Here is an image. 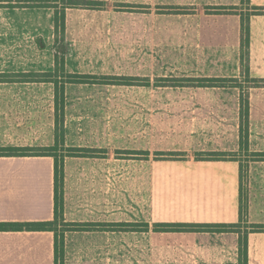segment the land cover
Returning <instances> with one entry per match:
<instances>
[{
    "label": "crops",
    "instance_id": "crops-1",
    "mask_svg": "<svg viewBox=\"0 0 264 264\" xmlns=\"http://www.w3.org/2000/svg\"><path fill=\"white\" fill-rule=\"evenodd\" d=\"M136 1L142 6L136 12L140 39L157 41L163 35L174 39L176 55L184 56L185 64L196 71L189 77L196 79L197 85L192 87L214 90L212 93L216 95L192 99L206 105L204 111H199V118L195 114V119L183 120L177 130L161 129L157 122H152L145 131L139 129L137 151L145 152L146 159L137 160L133 175L135 191L129 192L132 181L127 159L106 152L97 157H64V221L93 225L64 233L63 264H129L126 254L129 233L135 234L138 249L132 264H239L238 232L162 231L154 225L237 223L240 219L249 225L264 224V160L247 162L245 204L241 213V162L231 158L200 160L194 156L198 152L229 153L241 149L264 152V86H253L247 81L264 79V14L248 16L247 75L240 60L241 18L251 7H264V0H249V5L241 4V0ZM160 6L173 11L158 13L155 9ZM219 7L227 10H218ZM229 7L237 8L228 10ZM47 9L39 0H0V16L8 17L14 24L47 23L51 18ZM63 10L66 17L84 10L104 12L106 8L65 7ZM43 42L47 44L48 40L45 38ZM70 56L65 64L78 69L64 70L76 73L79 62ZM54 64L52 58L48 67L42 63L31 72L52 71ZM201 78L237 79L239 86L229 81L223 86H205L197 81ZM245 82L247 86L243 85ZM43 83L52 86L50 94L55 106L54 82ZM105 85L108 84L65 83L63 101L69 106L83 99L89 88L96 91ZM243 96L248 99L246 148L240 147ZM62 117L65 146L128 150L112 141L127 137L122 125L118 129L104 127L101 132L89 124L80 127L71 123L79 118L68 116L67 112L64 115V109ZM52 118L44 137L37 136L25 145L1 146H52L56 114ZM162 151L185 152L187 157L180 160L152 157L153 153ZM53 216L54 158L0 156V223L51 221ZM123 223H136L137 228L122 229L119 225ZM54 240V232L50 230H0V264H55ZM246 264H264V231L247 233Z\"/></svg>",
    "mask_w": 264,
    "mask_h": 264
},
{
    "label": "rangeland",
    "instance_id": "rangeland-1",
    "mask_svg": "<svg viewBox=\"0 0 264 264\" xmlns=\"http://www.w3.org/2000/svg\"><path fill=\"white\" fill-rule=\"evenodd\" d=\"M39 1L48 6L47 10L51 14L47 23L14 24L8 17L0 16V73L10 75L0 78L13 80L0 81V147L14 143L25 145L37 136L44 137V133H47L52 125L53 113L60 115V106L52 104L50 94L52 86L48 83L41 84L45 81L40 80L46 77L62 79L63 73L54 72L53 69L48 71L49 73L40 71L29 76L27 74L33 70V67L40 68L42 63L48 67L52 58L55 64L56 59L58 61L63 59L64 68L68 72L70 68L77 70L78 68L71 66L70 63L65 64L67 57L73 51V59L76 58L77 63L79 62L76 65L79 71L76 73L98 77L108 75L113 80L110 79L111 82L108 83H95L108 85H105V88L95 87L96 91H91L89 88L88 92L84 93L86 96L79 102H72L69 106L64 102V115L67 112L68 116L79 118L70 121L71 123L79 124L80 127L89 124L101 132L104 127L109 126L118 129L122 125L126 128V138L122 137L121 141L118 138L112 139V141L120 143L128 149L127 151H114L113 147L97 149L98 151L92 153L91 157L106 152L127 159V171L132 181L129 182V192L135 191L133 175L137 170V160L146 159L145 152L137 151L139 129L141 131L143 128L145 131L151 127L152 122H157L161 129L177 130L182 127L177 125L183 124V120L195 119V114L199 118V111H204L206 105L195 103L192 99L199 96L204 98L214 96L216 95L212 93L214 90L192 87L197 85L194 84L196 79L192 80L189 77L196 71L185 64L184 56L176 55L174 39L168 38L167 35L161 36L157 41L140 39L136 31V12L142 10V6L137 5L136 0H98L96 6H103L106 11H77L74 14H66L63 22L61 12L64 0ZM155 10L158 13L173 11L163 6L156 7ZM45 38L48 40L47 44L43 42ZM41 46L43 49H39ZM40 53L41 56H38ZM19 72L26 74L21 75ZM243 85L247 86L248 83L245 82ZM74 95L76 97L75 92ZM191 115L194 117L192 118ZM61 131H63L62 125ZM62 141L63 146L59 145V150L56 151L59 158L66 153L63 147L67 146L63 138ZM28 147L32 149L30 150L32 153H36V149H43ZM229 153L227 158L241 162V199L244 205L246 165L250 159H253L252 152L241 149ZM196 154L203 157L206 152H198L194 156ZM152 157L158 160H180L185 159L187 153L162 151L153 153ZM115 170L119 171V168L116 167ZM114 186L113 184V188ZM248 225L241 223L244 229ZM63 228L65 226L59 223L58 232L60 233ZM116 251L119 249H113V252ZM137 253L135 234L129 233L126 253L129 264L134 263ZM63 259L64 248L60 260L62 263Z\"/></svg>",
    "mask_w": 264,
    "mask_h": 264
},
{
    "label": "trees",
    "instance_id": "trees-1",
    "mask_svg": "<svg viewBox=\"0 0 264 264\" xmlns=\"http://www.w3.org/2000/svg\"><path fill=\"white\" fill-rule=\"evenodd\" d=\"M96 1L93 0H64L63 9L65 7H82V8H95ZM241 4L249 5V0H241ZM237 7H229L228 10H235ZM218 10H227L225 8H218ZM251 14H264V7H251L250 11H247L246 16L241 18V65L243 66V72L247 75V55H248V42H249V26H248V16ZM62 22L64 18V12H61ZM57 19V17H56ZM245 61V62H244ZM59 71L63 73L62 79H49L46 77L40 81H52L55 84L56 93V105L60 106V115L56 114V137L55 143L49 147H40L43 149H36L37 152H30V147L28 146H1L0 156H28V155H48L54 158V216L51 221L42 222H20V223H0V230H50L54 232V251H55V264L62 260L63 248H64V233L69 230H73L78 227L87 228L88 225H93L89 223H68L64 221L63 217V158L64 156H92V153H96L98 150L88 147H75L67 146L63 147L65 155L58 157L56 151L59 150L58 146H63V134L61 131V125L63 121V85L65 83H108L111 82L108 75H101L100 77L92 74H80V73H65L63 59L57 60L54 68V72ZM37 72H29L27 76L32 75ZM49 73V72H48ZM19 74L24 75L26 73L19 72ZM0 76H7L5 73H0ZM116 78V77H114ZM21 81H30L26 79H19ZM113 80V79H111ZM0 81H13L12 79H2ZM38 81V80H31ZM197 81L205 86H223L224 82H232L235 86H239L237 79H222V78H201ZM247 81L251 82L253 86H264V79H250ZM247 118H248V99L247 96L240 98V147L246 148L247 146ZM39 148V147H36ZM160 155L169 154L174 155L176 153H156ZM230 153L226 152H206L205 156L199 157L196 154V159L200 160H225L227 155ZM203 155V154H202ZM253 160H264V152H252ZM241 170V168H240ZM241 175V174H240ZM244 205L241 199V213ZM242 217V214H241ZM241 220L237 223H157L154 225L156 229L162 231H210V232H227L235 231L239 233V264H246L247 259V233L249 231H264V224H251L248 225L249 229H241ZM62 223L65 228L58 232V224ZM122 229L126 230H136V223H123L120 224ZM59 264H63L61 261Z\"/></svg>",
    "mask_w": 264,
    "mask_h": 264
}]
</instances>
